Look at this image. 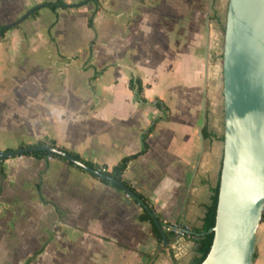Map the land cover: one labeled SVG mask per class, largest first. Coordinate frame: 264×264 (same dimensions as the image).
Wrapping results in <instances>:
<instances>
[{
  "label": "crops",
  "instance_id": "crops-1",
  "mask_svg": "<svg viewBox=\"0 0 264 264\" xmlns=\"http://www.w3.org/2000/svg\"><path fill=\"white\" fill-rule=\"evenodd\" d=\"M35 1L38 5L45 0ZM99 1L97 11L88 7L91 13L82 26L85 39L90 32L94 34V24H102L109 33L105 34L104 29V43L98 46L107 47L120 37L122 42L129 40L127 49L142 44L159 69H148L142 75L118 69V74L113 72L112 77L103 78L113 70L110 71L113 63H108L106 57L100 62L110 67L89 69L86 73L90 80L86 83H80L77 69H10L13 57L20 52L41 48L37 23L23 24L27 19L42 18L46 9L54 12L55 20L48 18V35L59 45L52 31L63 27L61 10L71 14L93 2L56 11L44 7L38 16L19 21L36 5L19 16L12 15L22 11L17 8L18 0H0L1 25L18 23L6 32L10 37L0 39V151L55 139L59 146L111 170L125 156L140 152L146 135L147 151L130 160L123 177L150 201L161 221H180L195 236L169 234L168 240L160 241L151 223L139 219L142 208L126 197L125 190L58 158L20 155L2 160L0 195L10 199L14 195L10 189L19 188L18 184L25 180L26 185L32 182L31 186H36L40 212L53 203L56 237L34 238L36 246L31 247L37 249V244L46 243L41 247V261L55 260L49 257L50 250L63 254L70 248L86 251L87 264H191L198 256V230L220 179L224 150L222 137L210 125L216 115L211 103L218 99L215 92L209 93L210 70L205 58L208 39L199 27L202 21L203 26L208 25L206 12L201 16L205 10L215 11L214 17L220 22L219 11L226 0ZM91 17L93 27L89 24ZM134 27L139 28L136 34H141L131 39L129 32ZM77 58L75 55L73 60ZM21 71L25 78H18ZM10 76L14 77L12 86ZM132 77L141 79L147 102L140 101L130 88ZM155 100H160L166 109L156 106ZM154 123V129L148 131ZM45 184L54 185V201L45 198ZM38 228L20 232L30 239L29 235L44 234ZM4 248L8 250V245ZM252 264H264V222L258 228Z\"/></svg>",
  "mask_w": 264,
  "mask_h": 264
},
{
  "label": "water",
  "instance_id": "water-1",
  "mask_svg": "<svg viewBox=\"0 0 264 264\" xmlns=\"http://www.w3.org/2000/svg\"><path fill=\"white\" fill-rule=\"evenodd\" d=\"M0 23V36L2 31ZM224 151L212 247L201 264H252L264 214V0H229L223 44ZM45 150L121 186L163 222L130 187L58 147L0 151V160Z\"/></svg>",
  "mask_w": 264,
  "mask_h": 264
},
{
  "label": "rangeland",
  "instance_id": "rangeland-1",
  "mask_svg": "<svg viewBox=\"0 0 264 264\" xmlns=\"http://www.w3.org/2000/svg\"><path fill=\"white\" fill-rule=\"evenodd\" d=\"M36 2L38 1L18 0L17 8H22V11H15L12 15L19 13V16H23L28 9L37 5ZM228 3L229 0H226L223 4L222 10L219 11L221 14L220 22H218V20L216 21V18L214 17L215 11H202V17L206 12L205 19H207L208 25L203 26L202 21L201 26L199 27V30H201V32L203 31L208 39V50L206 51L205 58L207 69L210 70L209 93L215 92L216 98L218 99L215 100L214 103H211L213 108L216 109V115H213L211 118L210 125L213 130L220 134V137L224 135V32L221 29V24H226ZM90 6L92 9H96L95 4L92 3L83 9H76L75 12H72L71 14L66 10H61L60 23H63V27L59 28L58 26L52 31V34L57 37L59 45H56L55 42L51 41L48 35V24H50L48 18L50 17L51 20H55L56 15L54 12L46 9L44 10L42 18L38 20L33 18L27 19L23 24L26 25L32 21L37 23L36 33L39 35L41 48L33 51L27 49L24 53L20 52V54L13 57L12 62L10 63V69H77V71L80 72V83H86L90 80L89 74L86 73L89 69H102L105 66H108L109 68V64L106 62H100L106 57L109 59L108 63H113L110 71L113 70L110 74L108 73L109 75H106L103 78L112 77L113 72L118 74V69H121L122 72H128L130 70L134 75H142L143 71H147L148 69H159V66L156 65V59L150 56V51H148L146 47L145 49L142 48V44H138L140 49L138 45H134L127 49L126 47L129 45H126V43L129 40L122 42V38L120 37L119 40L111 42L107 47L98 46V44L104 43V29L105 34L109 33L107 32L109 29L102 24H94V34L90 32V36L88 40H86V34L82 35L84 33L82 31V26L84 21L88 18L86 16L91 13V10L88 8ZM137 29L139 28L134 27L132 31L129 30V37H131V39L132 37L141 34H136L138 31ZM26 32L29 33L31 30ZM9 34L10 32L6 33L4 38L10 37ZM57 47H59V51ZM75 55L78 58L73 60ZM99 56L101 59H99ZM122 72H120V74ZM156 74L157 71L154 70L153 75L155 76ZM12 76H10V86H12L14 81V77ZM23 76L25 78L26 74L24 71H21L18 78L22 79ZM47 92L49 93L50 91ZM6 112H8V109ZM222 142L224 145V139H222ZM22 180H24V178ZM24 181L18 184L20 185V189L15 186L10 189V191H14V195L9 196L10 199L4 198L0 195V264H24L29 256L33 255L38 249L46 244L40 242L39 245L37 244V246H39L37 249H31L32 246H36L34 238L38 239L40 236L45 235L48 240H54L56 237V220L53 217V203L52 205H47L44 210L40 212V203L38 202V199L35 200L37 195L36 186L32 187V182L29 183V185H26ZM34 183H36L35 180ZM1 186L2 179L0 175V189ZM6 186L7 184L4 185L3 189H5ZM42 190L48 201H54L55 188L53 184H45L42 186ZM27 195L28 197H26ZM41 214H44L47 217V220H44ZM28 227H34L35 229H39L38 227H40L43 229L44 234H32L29 235L30 239H27L28 235H23L21 232ZM8 237L9 239L7 243ZM24 237L25 240L23 239ZM7 245L8 250L4 248ZM40 254H38L29 264H87L86 251L77 252L76 250L69 248L68 251H63V254H61L59 252L56 253V250H50L49 257L52 256L55 260L43 258L42 261ZM11 255H14V257L11 258Z\"/></svg>",
  "mask_w": 264,
  "mask_h": 264
},
{
  "label": "trees",
  "instance_id": "trees-1",
  "mask_svg": "<svg viewBox=\"0 0 264 264\" xmlns=\"http://www.w3.org/2000/svg\"><path fill=\"white\" fill-rule=\"evenodd\" d=\"M89 2H93L96 6V11L99 9L100 7V1L99 0H82L78 3H68L66 2L65 0H55V1H52V0H45L43 1L42 3L36 5L35 7H33L32 9L28 10V12L23 16L21 17V20H24L30 16H38L39 14V11L40 9L44 8V7H48L50 9H52L53 11H56L57 9L59 8H62V9H68V8H71V7H80V6H83ZM95 11V12H96ZM18 21V22H19ZM57 22V21H56ZM56 22H54V24H56ZM18 23H14V24H2V31H1V36H0V39L5 35V33L10 30L11 28H13L14 26H16ZM89 24L91 27H93V17L90 18V21H89ZM221 29L223 32H225V24H221ZM130 88L132 90H134L138 96V99L142 102H147V99L144 97L143 95V84H142V81L140 78L138 77H132L130 79ZM154 104L158 107H161L162 109H166V107L162 104V102L160 100H155L154 101ZM157 119H155V122ZM155 127V123L152 124L147 130L148 131H152ZM203 133L204 135L207 134V127L205 126L203 128ZM222 139H224V135L222 136ZM47 145H51V146H54V147H58L60 150L62 151H65L67 153H69L70 155H72L73 157H75L76 159L78 160H81L82 162H84L85 164H87L88 166L94 168V169H98L100 170L102 173L106 174V175H109L113 178H116L118 179L119 181L123 182V184L126 186V187H130L132 189V191H134L136 193V195H138L147 205H149V207L151 208V210L158 216L156 210L154 209V207L151 205L150 201L142 194L140 193L139 191H137L133 186H131L130 182L128 180H126L124 177H123V173H124V170L126 169L128 163L130 162L131 159L141 155V154H144L146 151H147V148H148V144L146 142V135H144V141H143V148L140 152L138 153H135V154H132V155H128V156H125L124 158H122V160L117 163L116 165H114L112 167L111 170H108L107 166L106 165H101L99 163H96V162H93V161H89V160H86L84 158L81 157V155L78 153V152H74V151H71L63 146H59L56 142L55 139H50L49 141H39V142H36L34 144H23L21 145L20 147L21 148H27V147H44V146H47ZM25 156H33V157H36V158H39V159H46V160H49L50 158H58V159H61L83 171H86V172H89L92 176L96 177V178H99L101 181H103L104 183L108 184V185H111L119 190H123L124 189L119 186L118 184L112 182L111 180L105 178V177H100L86 169H83L82 167L76 165L73 161H69L67 160L66 158L62 157L61 155H58L56 153H53V152H49V151H45V150H36V151H32V152H27L24 154ZM0 162H2V160H0ZM103 168H106V170H103ZM1 172H2V176L5 177V171L4 169L2 168L1 169ZM219 185H220V179L217 183V185L215 186L214 190H213V195H212V202L211 204L208 206V209H207V213H206V216H205V219H204V224L202 226L201 229L198 230V233L199 235L197 236V242H198V256L193 260V262L191 264H201L204 259L207 257L211 247H212V244H213V240H214V233L211 232L210 230L215 226L216 224V215H217V205H218V196H219ZM43 199V198H42ZM142 208V212L141 214L139 215V219L141 221H147V222H150L151 225H152V229L154 231V233L156 234V236L159 238L160 241L162 242H165V240H168L169 238V234L170 233H167L165 232V235L163 236L154 219L152 218V216L150 215V213L148 212L147 209H145L144 207H141ZM163 222V221H162ZM261 222H264V214H263V217H262V221ZM43 248L37 250L33 255H31L25 264H29L32 260H34L36 258V256L38 254H40L41 252H43Z\"/></svg>",
  "mask_w": 264,
  "mask_h": 264
},
{
  "label": "built area",
  "instance_id": "built-area-1",
  "mask_svg": "<svg viewBox=\"0 0 264 264\" xmlns=\"http://www.w3.org/2000/svg\"><path fill=\"white\" fill-rule=\"evenodd\" d=\"M102 169L106 170L103 167ZM126 197L132 199L128 193H126ZM163 229L164 232L173 234L175 237L191 238L195 236V233L180 221H163Z\"/></svg>",
  "mask_w": 264,
  "mask_h": 264
}]
</instances>
